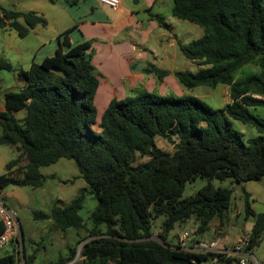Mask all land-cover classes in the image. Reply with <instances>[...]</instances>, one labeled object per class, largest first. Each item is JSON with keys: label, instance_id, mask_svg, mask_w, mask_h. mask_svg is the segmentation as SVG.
<instances>
[{"label": "trees", "instance_id": "16d2710c", "mask_svg": "<svg viewBox=\"0 0 264 264\" xmlns=\"http://www.w3.org/2000/svg\"><path fill=\"white\" fill-rule=\"evenodd\" d=\"M171 14L204 32L190 43L177 41L179 50L198 69L175 70V78L190 91L197 86L226 85L231 102L214 108L191 93L160 94L139 85L131 95L112 98L97 123L94 98L99 81L93 47L89 40L72 44L71 28L58 35L53 55L18 70L24 83L19 91L4 93L0 145L12 146L18 154L5 164L0 188L41 187L46 177L40 167L66 158L74 161L88 188L69 205L55 203L49 213L36 211L34 218H51L61 230L84 227L78 211L85 195L96 201L89 234L77 242L83 243V258L72 262L76 246L66 258L51 264H203L207 256L170 247L165 234L191 217L197 221L196 234L205 231L210 220L229 207L232 191L208 182L182 199L184 184L197 176L241 183L264 175V119L249 109L264 108V77L233 79L235 70L255 57L264 68V0H173ZM154 18L169 28L161 16ZM37 24L45 26L46 19L33 11L4 10L0 15V28L14 29L19 37ZM0 70L14 68L0 58ZM145 71L157 81L168 74L153 64ZM20 112L23 117H18ZM232 120L254 127L257 135L245 140ZM157 136L172 144V153L157 147ZM143 157L148 159L135 163ZM243 192L247 211L255 214L250 194ZM162 216L163 232L154 239L152 220ZM263 232L264 212H260L255 214L249 252ZM14 243L16 250L0 257V264H19L22 259L23 264H33L35 253H26L22 229ZM233 260L219 256L214 264Z\"/></svg>", "mask_w": 264, "mask_h": 264}, {"label": "rangeland", "instance_id": "374dc122", "mask_svg": "<svg viewBox=\"0 0 264 264\" xmlns=\"http://www.w3.org/2000/svg\"><path fill=\"white\" fill-rule=\"evenodd\" d=\"M18 2L19 4H17ZM33 3L36 4L39 10L54 15L50 11L51 5L48 0H0V15L4 10L23 11L26 9V6ZM161 12L167 13V8L163 7ZM35 13L38 14L37 12ZM38 15L43 16L41 13ZM167 16H163L164 22L175 29L176 35L182 43H190L200 38L204 33L203 28L196 24ZM19 21L24 24L22 19H19ZM190 25L194 26L192 27L193 29L188 28ZM162 31L167 32V30ZM50 36L51 31H48L45 35H41L39 31H29L25 37H19L14 29L0 28V58L9 61L14 68L13 71L0 70V107L4 104V88L7 86V89L10 91L19 90L18 87L21 81L18 77V70L27 69L30 61L34 59V55L41 54L37 53V51H39L42 41L48 39ZM162 41H165L164 37H162ZM168 53L171 56L176 55L172 62L174 69L190 71L198 69L195 62L185 57L178 47H175V50H169ZM253 74L264 77V68L260 65L259 57H255L239 66L233 73V79L239 80ZM167 83L168 85H172L169 87L170 90L167 88L169 90L167 93L174 96L182 95L181 91L184 87L179 82L178 88H175L171 81ZM156 88L160 90V83L156 84ZM192 92L214 108H220L231 102L229 87L226 85H218L215 88L197 86L193 88ZM249 109L253 114L264 119L263 107L257 106ZM23 115V112L18 113V117H23ZM232 126L243 133L245 140L257 135L254 127L243 124L240 121L232 120ZM155 142L157 147L168 153H172L174 150L172 144L158 136L155 138ZM17 154L18 151H15L12 146L0 145V174L5 172V163ZM147 159V157L138 158L135 163L143 162ZM25 162V159L22 158L20 164L23 165ZM40 172L46 177L44 185L41 187L9 185L4 188L5 195H7V203L16 212L19 223L22 226L26 253H35L34 264H51L60 258H66L69 254V249L77 246V253L73 261H80L83 258L81 256L83 243L77 245V242L89 234V229L92 227L89 216L96 206V201L91 195H85L82 208L78 211L84 222V227H68L65 230H52L49 221L34 218V213L36 211L48 213L55 203L62 206L69 205L84 187H88L84 179L80 177V173L73 160L61 158L53 164L40 167ZM208 182H211L215 188L224 187L231 189L229 207L224 211L222 216L213 217L209 222L208 228L198 234H196L197 221L194 217L176 223L174 228L165 234L166 243L170 247L181 246L182 248V242L178 239L177 234L185 231L190 232L191 235L195 233L197 239L214 238L221 245L227 247L235 246L240 239L246 240L250 238L255 222V214L264 212V175L260 179L248 180L241 183H237L230 178L225 180H208L197 176L194 180L187 181L184 184L181 198L194 195ZM243 190L250 194L249 204L255 214L247 211ZM12 201H15L13 205H11ZM163 219L164 217L162 216L152 220V238L159 239L157 235L163 232L161 227ZM104 229V226H100L101 231H104ZM190 236L184 242L185 246L194 245L195 239ZM88 240L90 238L86 241ZM7 251H12L11 245L0 250V254ZM249 253L248 259L252 260L253 263L264 264V232L257 245ZM19 264H22L21 261H19Z\"/></svg>", "mask_w": 264, "mask_h": 264}, {"label": "crops", "instance_id": "0c3cea01", "mask_svg": "<svg viewBox=\"0 0 264 264\" xmlns=\"http://www.w3.org/2000/svg\"><path fill=\"white\" fill-rule=\"evenodd\" d=\"M48 2L51 5L50 11L54 15L39 10L35 3L26 6V9L21 11L41 13L46 19L45 26L37 24L30 31H39L41 35L51 31V36L40 44L37 53L41 54L34 55V59L31 61L39 62L44 57L53 55L58 47V35L69 28L71 30L68 36L72 44L86 40L91 41L93 47L92 62L96 68L99 81L94 98L97 108V123L112 98L122 99L126 95H131L139 85L160 94H167L170 90L169 87L172 85H168V81L173 82V86L178 88V82L173 74L176 69L173 68L172 63L176 55L171 56L168 51L175 50V47H178L177 41L181 42V40L171 25L168 24L169 28L162 27L154 18L155 15L162 18L166 15H168L167 17H174L171 14L173 0H138V2L122 0L116 10H112L96 0H76L73 4H68L65 0H54V2L48 0ZM163 7L167 8V13L161 12ZM189 27L193 29L194 26L190 25ZM162 30H167V32ZM162 37L165 38V41H162ZM31 61L27 69L32 63ZM138 64L140 65L136 69ZM151 64L168 70V74L161 81H157L154 74L145 71V68ZM157 83H160V90L156 88ZM23 84L21 81L19 90ZM7 88V86L4 88V93L10 91ZM181 92L182 94H193L192 90L185 88ZM4 110L3 104L0 107V112ZM3 191L5 193L4 189ZM14 203L15 201H12L11 205ZM44 220L49 221L52 230L60 229L51 218ZM20 227L22 229L21 224ZM8 245L12 246V251L1 253L0 257L14 253L17 248L14 242ZM7 246L0 248V250ZM21 263L23 264V259Z\"/></svg>", "mask_w": 264, "mask_h": 264}, {"label": "built area", "instance_id": "2783aa9c", "mask_svg": "<svg viewBox=\"0 0 264 264\" xmlns=\"http://www.w3.org/2000/svg\"><path fill=\"white\" fill-rule=\"evenodd\" d=\"M98 3L109 7L112 10H116L122 0H96ZM0 222L2 225V231L0 232V248L7 246L11 242H16L20 239L19 220L16 216L14 209L9 207L6 202V195L3 189L0 188ZM190 232H183L177 234L178 239L182 242V248L193 252L195 254H201L207 256V259L203 264H214L219 256L233 257L232 264H248L247 250L250 238L246 240H239L235 246L227 247L221 245L216 239H197L196 234L190 236ZM195 239L193 246H185L184 242L189 238ZM21 246L19 245L18 249ZM195 261V260H193ZM252 261V260H251ZM253 262V261H252ZM256 264V263H253Z\"/></svg>", "mask_w": 264, "mask_h": 264}, {"label": "water", "instance_id": "95a60500", "mask_svg": "<svg viewBox=\"0 0 264 264\" xmlns=\"http://www.w3.org/2000/svg\"><path fill=\"white\" fill-rule=\"evenodd\" d=\"M139 65H140V64H138V66H137L136 69H138ZM19 231H20V235H21V227H20V224H19ZM21 253L23 254V252H21Z\"/></svg>", "mask_w": 264, "mask_h": 264}]
</instances>
